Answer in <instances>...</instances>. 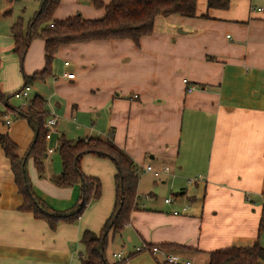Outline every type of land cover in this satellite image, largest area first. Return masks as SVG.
<instances>
[{"label": "crops", "instance_id": "crops-1", "mask_svg": "<svg viewBox=\"0 0 264 264\" xmlns=\"http://www.w3.org/2000/svg\"><path fill=\"white\" fill-rule=\"evenodd\" d=\"M26 1L0 0L3 95L21 91L23 75L44 67L41 39L30 42L21 64L11 51L10 27L23 18L15 6ZM76 14L99 19L104 10L93 7L91 0H60L53 18ZM65 73L74 77L67 79ZM188 86L199 90L187 93ZM29 87L24 102L18 101L21 97H15L16 102L12 97L0 100V134L16 144L19 157L26 155L33 132L17 110L39 95L48 117H55L48 148L56 146L60 136L73 141L74 129L87 130L83 139L111 138L140 170L168 166L174 175L157 181L140 174L138 208L115 238L120 247L124 236L135 246L177 244L185 246L184 251L208 254L263 240L259 223L264 218V0H230L226 10H207L206 1L197 0L195 17L159 15L153 32L138 45L129 39L62 45L51 75ZM102 109L103 128L95 131L86 116ZM53 152L45 154L41 175L28 158L27 175L45 204L64 211L77 203L80 185L53 184L61 171ZM146 158L150 162L145 163ZM80 167L84 175L99 180V199L76 223H60L52 230L19 210L22 197L0 147V264H80L83 231L97 234L112 212L116 172L110 160L93 155L83 156ZM197 177L201 179L195 184L187 182ZM157 182L173 189L174 204L158 200ZM129 256L123 263L158 264L145 253Z\"/></svg>", "mask_w": 264, "mask_h": 264}, {"label": "trees", "instance_id": "trees-1", "mask_svg": "<svg viewBox=\"0 0 264 264\" xmlns=\"http://www.w3.org/2000/svg\"><path fill=\"white\" fill-rule=\"evenodd\" d=\"M59 1L38 0V9L27 24H24L23 19L19 17L10 27L13 39L11 51L17 56L20 64L33 39L38 38L44 42V67L31 76L23 75V87L29 86L33 81L45 80L51 75L53 59L62 45L109 39H129L138 45L142 37L153 32L155 17L177 14L192 18L196 15L197 5V0H109L106 4L100 0H91L93 7L103 8L104 15L101 18L83 19L76 14L64 20H55L53 15ZM205 1L207 10H226L230 3V0ZM14 94L16 93L3 95L0 92V100L4 102ZM8 109L11 108L8 107ZM17 116L25 119L33 132V139L26 155L23 158L19 157L16 144L6 134H0V147L9 161L14 183L22 197L19 210L31 214L34 219L44 221L52 230L60 223H76L86 207L99 199L101 191L99 180L88 177L81 171L80 164L83 156L93 155L113 163L116 172L112 212L97 234L88 230L83 231L80 242L84 251L79 256L80 264H109L105 256L109 241L122 232L129 224L131 213L138 208L137 185L140 169L122 149L114 144L111 138L70 141L60 136L57 153L61 162V171L52 182L58 187H71L78 184L80 194L74 206L64 211H57L35 194L26 169L27 159L31 158L38 174L41 175L43 172V159L47 153L45 135L48 132L45 124L49 119L44 99L34 95L27 102L24 110H17ZM259 230L264 231V218L260 219ZM146 246H159L168 251L186 248L177 244ZM136 253L138 252L135 251ZM129 257L124 256L117 261L124 262ZM259 263L264 264V247L257 242L251 246L229 247L208 253V264Z\"/></svg>", "mask_w": 264, "mask_h": 264}, {"label": "rangeland", "instance_id": "rangeland-1", "mask_svg": "<svg viewBox=\"0 0 264 264\" xmlns=\"http://www.w3.org/2000/svg\"><path fill=\"white\" fill-rule=\"evenodd\" d=\"M38 6H39V2L38 1H36V0H28V1H26L25 3L24 2H22V5L21 6H18V5H16L15 6V11H17L19 8V11H17V15H21L23 18V23L24 24H27V22H28V20L30 19V18H32V16L34 15V13L37 11V9H38ZM22 9V10H21ZM21 11H24V14H22V12ZM178 30H179V28H177L176 29V32H178ZM34 40V39H33ZM71 64V63H70ZM60 66L59 67H61V64H59ZM195 90H199V87H195ZM33 91H34V89H33ZM32 91V92H33ZM32 92L31 93H29V96H31V94H32ZM11 99H13V102H16L17 101V99H15V97H12ZM18 101L19 102H24V99H22V98H20V99H18ZM101 113L100 114V116L98 115V113ZM97 111V112H95V114H92L91 116H86L88 119H90L92 122H93V124H91L90 123V125H91V127H93L94 129H95V131H99V129H102L103 128V109L101 110V111ZM50 118V117H49ZM72 131V130H71ZM74 134H73V136H71V138L73 139V141H76V140H78V139H83L84 137H86L85 135L88 133V131L87 130H85V131H77L76 129H74V131H72ZM55 133V132H54ZM95 133H97V132H93V134L92 135H94V136H96L95 135ZM93 136V137H94ZM98 136H101V134H98ZM67 138V137H66ZM48 142V141H47ZM57 145H58V143H57ZM57 145L55 146V145H53L52 146V148H53V154H52V156H55V155H57L58 156V153H57ZM48 148V147H47ZM59 157V156H58ZM60 159V158H59ZM148 162H150L149 160H148V158H146V162L145 163H148ZM61 163V162H60ZM158 164H160L159 162H158ZM171 166V165H170ZM146 167V166H145ZM144 167V168H145ZM141 173H144V172H141ZM140 173V174H141ZM150 175V174H149ZM151 176V175H150ZM152 177V176H151ZM198 179H201L200 177H197ZM192 178H189L188 179V183H189V181L191 180ZM157 189H158V193H156V195H157V198H158V200H160L161 202L165 199V198H174L173 197V195L172 194H174V191H173V189L172 190H170V188H169V186L167 185V186H162V185H160L159 184V182H157ZM154 188H152L151 187V192H153L154 190H153ZM146 192H148V191H143L142 193H146ZM154 193V192H153ZM175 199V198H174ZM143 200H145V197H143ZM176 200V199H175ZM175 202V201H174ZM144 204H147V202H145ZM174 204V203H173ZM126 231H124L123 233L124 234H126L125 233ZM128 233L129 234H132L131 232H129L128 231ZM264 234V233H263ZM135 238V237H134ZM123 240H122V243H121V247H120V245L118 244V243H116L117 241L115 240L114 242H113V240H111V241H109V243H108V246H107V248H106V250H105V256H106V259H107V262L109 263V264H116L118 261H117V259H115V258H113L112 256H111V254L113 253V252H121V253H123L124 254V256H129L130 254H132V253H135V249L137 248V247H141L142 246V244L141 245H137V246H135L134 245V240L132 239V240H130V241H128V240H126V239H124V236H123V238H122ZM255 242H257L258 243V241H255ZM260 246H262V247H264V237H263V240L260 242V243H258ZM141 253H145V254H148V255H150L152 258H157L158 259V263L159 262H162V259L160 258V257H153L149 252H147V251H145V252H141ZM139 254V253H138ZM176 255L178 256L179 255V257L181 256L184 260L185 259H187V260H189V262H191L192 264H207L208 263V254H206V253H197V252H194V251H190V250H186V251H184V250H182V251H177L176 252ZM118 264H125V263H123V262H118ZM259 264H263V263H259Z\"/></svg>", "mask_w": 264, "mask_h": 264}, {"label": "built area", "instance_id": "built-area-1", "mask_svg": "<svg viewBox=\"0 0 264 264\" xmlns=\"http://www.w3.org/2000/svg\"><path fill=\"white\" fill-rule=\"evenodd\" d=\"M64 67H68V62H64L63 63ZM64 77L67 79H72L74 77L73 73H65ZM184 84H187V80H183ZM194 86H188L186 88L187 93H191L192 91H194ZM30 90L29 86H25L23 87V89L19 92H17L16 94H14V97H21L23 99H27V94ZM5 118V117H4ZM4 123L6 126H8L10 124V121L8 119L4 120ZM55 125V117H50L46 124L45 127L48 129L47 134L45 135V139L48 141L50 139V132L51 129L54 127ZM53 149L52 148H47V153H52ZM144 172V173H148L152 176V178H154L155 180L159 181L161 179H164L165 177H174V175L172 174L170 168L168 166H161L160 168H154L150 165H147L145 168H143L142 170H140V173ZM198 178H193L189 181L190 184H193L194 182H197ZM174 201V198H166L164 200L165 204H172ZM174 215H177L178 212L174 211L173 212ZM136 252L141 253V252H149L153 257H160L162 259V262H159L158 264H190L189 261H185L183 260L181 257L170 253L168 250L159 247V246H146L143 245L141 247H137L135 249ZM113 257L117 260H121L124 258V256H122V254L117 253V254H113Z\"/></svg>", "mask_w": 264, "mask_h": 264}]
</instances>
